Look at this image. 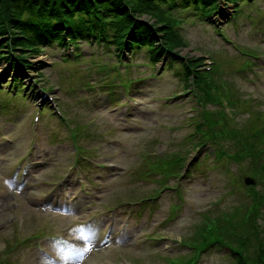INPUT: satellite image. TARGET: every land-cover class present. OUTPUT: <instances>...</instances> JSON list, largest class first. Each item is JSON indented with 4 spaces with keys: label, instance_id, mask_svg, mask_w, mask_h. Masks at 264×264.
Segmentation results:
<instances>
[{
    "label": "rangeland",
    "instance_id": "1",
    "mask_svg": "<svg viewBox=\"0 0 264 264\" xmlns=\"http://www.w3.org/2000/svg\"><path fill=\"white\" fill-rule=\"evenodd\" d=\"M233 8L220 0V8L203 18L181 9L184 26L179 29L187 45L180 49L185 57H202L206 65L204 54L212 56L221 90L230 95L225 109L230 117L240 111L234 123H250L256 121V109H264V68L254 61L264 58V0L247 3L232 24ZM46 46L28 55L33 68L22 69L17 99L0 94V264H69L70 259L75 264H167L168 258L192 255L182 240L195 234L203 212L249 203L243 182L248 163L219 157L218 145L196 150L200 140L186 139L193 131L199 137L206 131H198L195 118H189L199 112V104L191 101L192 89L184 92L179 67L162 69L159 60L152 67L145 63L150 54L135 50L130 69L124 70V60L88 43L77 51L85 57L63 61L60 45ZM15 72L10 61L1 60L0 82L6 89L14 84ZM36 80L59 96L64 118L46 107L38 130L41 151L30 153V123L46 101L36 87L27 92ZM132 86V97L142 104L129 113ZM117 138L122 143L109 144ZM175 155L186 157L183 166L189 161L183 173L181 165L169 162ZM110 161L118 168L112 171ZM78 162L85 168L76 171ZM70 171L74 182L64 183L68 195L81 183L75 179L79 172L88 193L97 194L56 208L54 195H61L55 181ZM238 174L243 176L235 183L239 191H229ZM85 220H93V226L86 228ZM109 235L110 243L105 241ZM224 253L207 251L197 264H226Z\"/></svg>",
    "mask_w": 264,
    "mask_h": 264
},
{
    "label": "trees",
    "instance_id": "2",
    "mask_svg": "<svg viewBox=\"0 0 264 264\" xmlns=\"http://www.w3.org/2000/svg\"><path fill=\"white\" fill-rule=\"evenodd\" d=\"M218 1L0 0V62L8 60L12 63L17 70L18 81L19 76L23 77L24 67L33 68L27 58L41 51L47 36L60 43L65 41V36L74 35L89 44H96L102 39L101 45L116 56H120L123 46L132 48L135 45L146 48L153 64L163 53L168 54L169 63L177 59L187 85L191 79L198 84L204 104L217 103L219 91L213 92L212 81L209 82L199 71L202 58L181 55L180 48L187 42L174 31V25L183 17L179 14L181 9L199 12L203 18L219 9ZM225 1L241 4L242 0ZM143 15H147L148 19L144 21ZM216 88L220 87L216 85ZM217 104L220 106L217 109L205 106L201 112L202 120L197 125L207 131L205 138H198L201 146L210 138L229 141L227 149L233 152L238 162L249 164L247 169L258 177L260 188L245 187L249 203L234 204L225 209L217 207L203 214L195 234L185 241L192 255L186 260L171 258V263L196 264L203 253L223 249L227 251L226 264H264V110L254 114L255 122L236 128L230 127L224 109L220 103ZM256 122L261 123L258 126ZM219 124L222 126L219 127ZM241 180L239 175L236 182L239 184ZM229 189L239 191L238 187Z\"/></svg>",
    "mask_w": 264,
    "mask_h": 264
},
{
    "label": "water",
    "instance_id": "3",
    "mask_svg": "<svg viewBox=\"0 0 264 264\" xmlns=\"http://www.w3.org/2000/svg\"><path fill=\"white\" fill-rule=\"evenodd\" d=\"M246 182L248 183H255V180L252 177H247Z\"/></svg>",
    "mask_w": 264,
    "mask_h": 264
},
{
    "label": "bare ground",
    "instance_id": "4",
    "mask_svg": "<svg viewBox=\"0 0 264 264\" xmlns=\"http://www.w3.org/2000/svg\"><path fill=\"white\" fill-rule=\"evenodd\" d=\"M218 2H219V8H220V0H219ZM69 264H75L74 259H70V260H69Z\"/></svg>",
    "mask_w": 264,
    "mask_h": 264
}]
</instances>
